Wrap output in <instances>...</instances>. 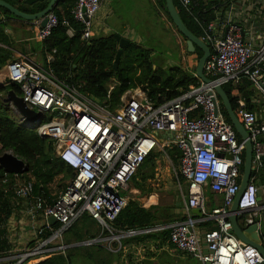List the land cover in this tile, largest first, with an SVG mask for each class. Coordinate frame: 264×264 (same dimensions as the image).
<instances>
[{
    "label": "built area",
    "instance_id": "obj_1",
    "mask_svg": "<svg viewBox=\"0 0 264 264\" xmlns=\"http://www.w3.org/2000/svg\"><path fill=\"white\" fill-rule=\"evenodd\" d=\"M74 1L70 10L72 19L82 25V37L88 39L94 36L96 15L106 0ZM181 2L190 9L191 0ZM47 18L44 27L41 20H35L36 37L41 41L49 38L59 24L53 10ZM63 24L69 35L75 34L68 19ZM201 39L213 47L204 72L214 82L206 83L195 73L200 80L198 87L160 103L137 87L126 91L121 102L111 107L82 93L45 64L38 65L28 57L9 61L6 69L10 80L19 86L28 106L43 114L39 135L53 140L56 155L74 172L52 204L46 196L34 194L32 181H24L16 188L18 197L32 199L30 215L38 235L53 231L49 216L61 224L39 248L62 238L63 232L85 213L102 230L112 233L87 244L107 240L110 245L112 241L151 231L131 229L114 234L113 222L127 206L130 181L146 157L162 150L172 162L166 148L176 145L181 157L179 167H172L184 219L158 225L153 230L168 228L174 247L197 259L199 264H264L260 251L239 239L230 221L231 207L241 186L246 144L224 116L215 89V83L237 86L248 79L264 92L260 79L264 74V40L259 45L244 42L237 24L219 35L213 22ZM56 51L52 49L46 54L47 64L55 61ZM237 104L235 113L253 144L252 174L239 200L243 212L239 215L240 222L248 226L256 222L261 202L258 180L264 169V117L249 110L241 95ZM22 121L28 123L23 117ZM163 133L167 135L162 136ZM208 191L217 201L214 206L207 205ZM196 209L200 215L194 213ZM38 215L43 216L42 223L36 221ZM207 222L213 226L201 235L200 226ZM55 247L64 252L68 245L61 243ZM39 248L22 254L14 264H25L28 258L40 254ZM120 248L121 243L117 250ZM5 259L0 258V262Z\"/></svg>",
    "mask_w": 264,
    "mask_h": 264
},
{
    "label": "trees",
    "instance_id": "obj_2",
    "mask_svg": "<svg viewBox=\"0 0 264 264\" xmlns=\"http://www.w3.org/2000/svg\"><path fill=\"white\" fill-rule=\"evenodd\" d=\"M231 1L233 0H191L190 9H187L181 0H173L186 26L200 38L205 34L208 25L216 20V11L222 10L223 6L229 5ZM49 2L50 0H44L35 3L33 6L20 4L18 8L29 13H36L45 9ZM74 3V0L58 1L53 11L59 18V24L53 29L51 36L43 42L42 53L45 65L51 67L59 78L76 85L82 93L89 95L96 101L109 103L111 107H116L121 102V97L126 91L135 89L140 85H143L145 90H150L151 97L157 103L175 99L183 92L199 86L200 80L195 75L196 67L193 71H187L181 67L172 68L175 77L167 79L162 84L157 68H153V62L150 58L151 51L133 41H130L121 49L115 33L94 35L88 39H83V27L72 19L70 13ZM157 5L165 13L173 27L181 34L169 15L166 0H157ZM4 10L6 13L17 17L8 9ZM64 19H68L75 29L73 36L67 33L68 27L63 24ZM184 39L186 40L185 37ZM0 43L7 46H0V153L12 151L14 155L24 160L28 165V169L23 174H6L0 166V258H2L6 256L11 248V244L7 239L8 223L16 206H18L16 203L19 198L16 195L18 184L24 181H32L34 194L46 196L52 204L56 197L50 195L49 185L59 175L72 179L74 172L56 155L53 140L41 137L38 128L24 123L19 116L13 113L8 100L4 99L3 94H6L9 89H14L20 96L22 93L19 86L10 80L8 71L5 68L8 62L14 59V56L10 49L11 44L8 42V36L5 33V26L1 23V20ZM52 49L57 50L55 61L47 64L46 54L51 52ZM119 50L122 51V54L118 68H115V59ZM211 52H213L212 46ZM195 53L198 59L203 55L199 47H196ZM111 85H113L112 89L110 88ZM252 85L254 83L248 79H244V83L237 86H233L232 83L223 85L234 111H237L238 95L249 101L247 88ZM248 109L251 110L249 107ZM222 111L227 121L231 122L223 106ZM166 150H168L167 153L171 155L174 163L180 161L181 152L176 145H171ZM163 154L162 150L150 153L132 177L130 185L139 190L141 195H150L155 192L153 180L158 168V160ZM258 182L264 185V169L259 175ZM184 186H187V184L184 183ZM210 194L209 200L213 198L211 192ZM149 202H156V197L150 196ZM177 208H180L179 198L173 205L156 204L150 207H145L138 200L130 199L127 206L114 220L113 233L120 234V232L131 229L152 230L122 238L120 242L112 241L110 245L104 241L75 245L112 235L106 229H101L100 234L99 232L92 234L89 227L81 232L72 233L71 231L76 222L82 218L83 214L63 232V234L66 233L64 237L62 234L61 240L64 241L61 243L68 245L65 251L57 250L44 254L50 256L37 264H120L121 258L125 256V253L131 247L137 248L147 244H153L152 247L155 248V251L150 250L147 257L138 262L134 261V257H131L133 260L131 259L129 264H156L158 259L160 261L165 260L164 256L167 253H165L166 251L162 252V249L173 248L174 245L170 240V230L168 228L159 230H153V228L183 220V214L175 212ZM60 227L61 224L57 222L53 225V231L58 230ZM53 231L47 230L39 236L43 240H47L52 236ZM61 243L55 245L50 242L49 246L55 247ZM120 243L121 248L117 250ZM179 253L186 258H193L186 252L179 250ZM38 257L40 255L31 259ZM28 261L24 263L26 264Z\"/></svg>",
    "mask_w": 264,
    "mask_h": 264
},
{
    "label": "rangeland",
    "instance_id": "obj_3",
    "mask_svg": "<svg viewBox=\"0 0 264 264\" xmlns=\"http://www.w3.org/2000/svg\"><path fill=\"white\" fill-rule=\"evenodd\" d=\"M133 1L131 0H115L114 2V18L116 22H125L130 26H133L134 30L132 32L133 35H137L140 38L139 44L149 49L151 51V60L153 62V68H157L158 75L161 76L162 84H164L167 79H172L175 74L174 70H171L172 64L171 61H176L178 63L180 61L181 65H188V61H192L193 56H195V63L193 64V68L197 66L198 56L195 52H190L186 48V40L179 34V32L173 27L171 22L165 17H162V20L155 18L152 16V13L145 6L142 9V14L140 15V8L134 7ZM135 13L138 14V19H141L140 23L136 21ZM135 20V21H134ZM9 27V26H7ZM11 31L7 33L8 42L11 40L15 41V29L12 25H10ZM126 32L119 31L118 33L121 36H124ZM181 53V56H180ZM181 59V60H180ZM178 66V65H176ZM255 85V84H254ZM113 86V85H111ZM110 86V87H111ZM146 94L151 97L150 90L144 89V86L140 85ZM254 89H258L254 86ZM11 90V89H9ZM8 90V91H9ZM259 91V90H258ZM7 93L3 94L5 100H7ZM9 102V101H8ZM9 105L13 111V113L19 116L22 119L20 113L13 107V104L9 102ZM24 122V121H23ZM25 123V122H24ZM29 125L28 123H26ZM171 147V146H170ZM167 149V148H166ZM156 151V150H155ZM13 153L12 151H8ZM168 152V150H166ZM3 153H0L2 155ZM171 157V155L169 154ZM179 167V162H172L166 154H163L162 157L158 160V168L156 170L155 178L153 180L155 185V192L150 195H141L140 191L133 188L132 185L129 184V196L130 199H135L140 201L145 207H150L151 205L161 204V205H173L180 195V189L176 184V180L174 177L173 167ZM70 178H67L63 175H59L55 178V180L49 185L50 195L56 197L61 191H63L65 185L69 181ZM154 195L156 197V202H149L150 196ZM49 200V199H48ZM32 199L28 197L18 198L17 202L18 206H16L13 216L11 217L8 223V233L7 239L11 244V248L6 253L5 260H2L0 264H13V262H18L21 259V255L34 251L39 248L45 240H43L37 233V229L32 227L33 218L30 215V207H31ZM178 212L180 210L178 209ZM182 213V212H181ZM183 214V213H182ZM84 214L82 218H80L75 227L72 229L73 232H78L82 230H86L89 227V224L93 222L86 217ZM14 218V219H13ZM44 220L42 215H38L36 217V221L38 223H42ZM102 227L98 224L94 227L93 230L102 232ZM68 234V233H67ZM66 235L63 234V237ZM64 240L61 238L53 239V244L57 245ZM105 243L109 244L107 240H104ZM153 244H147L146 246H138L137 248L131 247L130 250L125 253V256L121 258L120 264H129L131 257H134V261L138 262L139 260L147 257L150 250L155 251V248L152 247ZM108 248V245H107ZM41 250L40 257L34 258L26 262V264H37L43 260H45L50 255H44L47 253H51L54 250H57L54 246H43L39 248ZM46 250V251H43ZM43 251V252H42ZM129 254V255H128ZM44 255V256H41ZM131 255V256H130ZM38 256V255H37ZM29 259V258H28ZM27 259V260H28ZM26 260V261H27ZM133 260V259H132ZM140 263V262H139ZM191 264H199L197 259H192L190 261Z\"/></svg>",
    "mask_w": 264,
    "mask_h": 264
},
{
    "label": "crops",
    "instance_id": "obj_4",
    "mask_svg": "<svg viewBox=\"0 0 264 264\" xmlns=\"http://www.w3.org/2000/svg\"><path fill=\"white\" fill-rule=\"evenodd\" d=\"M6 1L16 6L17 8L20 4H24L23 0H6ZM131 1H133L132 5L134 7L140 8V15H143L142 9L144 6L148 8V10H150L152 16H154L155 18L157 17L158 19L162 20V17L165 15V13L162 12V10L158 7L157 0H131ZM114 2L115 0H106L102 4L99 12L96 15L94 31H93L94 35H101V34H108L115 32L118 33L119 31H124L126 33L122 37L128 39L129 41H133L139 44L140 41L139 36H137L136 34L135 35L132 34V32L135 31L133 26H130L128 23L125 22L121 23L113 20L114 12H115ZM224 2L226 3V1ZM33 5H29V6H33ZM225 6H223L222 10L216 11V20L213 23L215 25V32L217 34L220 35L224 33L226 29L232 24H237L240 27L241 36L244 42L252 43L253 45H259L261 42H263L264 0H233L229 5H225ZM4 9L6 8L0 6V20L1 23L4 24L5 26V33L7 34L9 33V31H11L10 25H12L15 29L16 40L15 41L11 40L10 42L11 44L10 49L12 50L14 59L20 57H28L31 61L37 63L38 65L45 64L44 55L42 53L44 41H41L36 37L37 34L36 22L23 20L19 17L10 15L6 13ZM135 17L137 22L138 20L140 23L142 22L141 19H138L139 17L137 13H135ZM165 17L167 16L165 15ZM0 46L4 47L5 45L0 43ZM191 58L193 62L188 61L189 63L186 66L181 65L180 61L176 63V61L173 62L170 60V63H173L171 69L175 67H181L182 69H185L187 71H193L195 56ZM260 79L264 87V74L261 76ZM240 83H244V80H242ZM254 86L256 85H252L247 88V90L249 91V97H248L249 101H246L245 97L243 98L247 103V108L249 107L251 111L256 112L258 115L264 117V92L258 86H256L258 89H254ZM258 185H259V198L261 202H260V207L258 208L259 213H258V217H256V221L257 220L260 221L259 228H260V233H262V239L264 242V200H263L264 185L261 183H258ZM151 196L155 197L154 195ZM209 197H211V194L210 192H207V198H208L207 205L214 206L217 201L215 202L213 199L209 200ZM178 209L180 210V212H182L181 206L180 208H177L175 212H178ZM86 215H87L86 217L93 222L92 224H89V228L92 234H96L97 231L93 229L96 226V224H98V222L94 220L88 213ZM11 221L12 220H10V222ZM212 226H213L212 222L201 224L200 226L201 235L204 233V231L207 228ZM163 251H166L165 253H167L166 256H164L165 260L162 259L163 261H160L158 259L156 264H191L190 261L192 259H195V258L189 259L180 255L179 250H177L175 247L164 248L162 249V252Z\"/></svg>",
    "mask_w": 264,
    "mask_h": 264
},
{
    "label": "water",
    "instance_id": "obj_5",
    "mask_svg": "<svg viewBox=\"0 0 264 264\" xmlns=\"http://www.w3.org/2000/svg\"><path fill=\"white\" fill-rule=\"evenodd\" d=\"M42 1L44 0H23V3L27 5H33L37 2H42ZM58 1L59 0H50L48 6L45 9L36 13H29L20 10L19 8L7 2L6 0H0V6L8 9L10 12H12L17 17L23 20H27V21L41 20V25L44 27L48 21L47 18L48 13L54 10ZM166 6L173 23L180 31V33L186 38L188 51L195 52L196 47H199L203 52V55L198 60L196 66V75L206 83H213L214 81L209 77H207L204 72L205 63L211 55L210 43L202 40L200 37L196 36L192 31H190V29L186 26V24L182 20L173 0H166ZM227 30L228 28L226 29V33ZM116 39L119 41V45L121 49H123L130 42L128 39L120 36L119 34H116ZM121 54L122 51L119 50L115 59V64H114L115 68H118ZM215 89L220 98L222 106L225 108V110L228 113L232 125L234 126L238 135L241 137L243 141H245L246 144L245 163L243 169V176L241 180V186L235 198V201L231 207L230 221L233 224V229L236 236L242 241L255 246L264 257V242L262 239V233H260V228H259L260 221L257 220L255 223L245 226L240 222V217H239V215L243 213L239 209V200L252 174L253 144L251 142L248 132L246 131L242 123L239 121L232 107L230 98L226 93V91L224 90L223 85H221L220 83H215ZM6 96H7V100L13 104V106L17 109L20 115L26 119L29 125L36 128L40 127L43 121L42 112L36 111L35 109L29 107L28 104L25 102L24 98L18 95L14 89L9 90ZM162 135L165 136L167 134L163 133ZM0 166L8 173H14V174H23L28 169V165L24 160H22L18 156L8 151L0 155ZM194 213H196L197 215L201 214L199 209L194 210ZM47 220L50 225L56 224V219L53 216H49ZM79 244H87V243L82 242L75 245H79Z\"/></svg>",
    "mask_w": 264,
    "mask_h": 264
}]
</instances>
